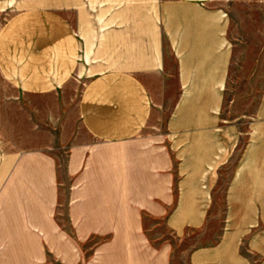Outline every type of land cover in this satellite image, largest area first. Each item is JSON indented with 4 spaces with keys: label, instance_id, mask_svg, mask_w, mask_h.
Wrapping results in <instances>:
<instances>
[{
    "label": "crops",
    "instance_id": "crops-1",
    "mask_svg": "<svg viewBox=\"0 0 264 264\" xmlns=\"http://www.w3.org/2000/svg\"><path fill=\"white\" fill-rule=\"evenodd\" d=\"M249 1L32 0L7 18L0 264H171L160 224L196 237L188 264H264V52L236 57L248 23L230 15Z\"/></svg>",
    "mask_w": 264,
    "mask_h": 264
},
{
    "label": "rangeland",
    "instance_id": "rangeland-1",
    "mask_svg": "<svg viewBox=\"0 0 264 264\" xmlns=\"http://www.w3.org/2000/svg\"><path fill=\"white\" fill-rule=\"evenodd\" d=\"M28 1H32V0H0V27L6 23L7 18L9 19L15 12H17L19 10V8H23L24 6H28L31 5V2L29 3ZM37 2H39L42 5H45L47 3V1L49 0H35ZM249 8H252V12H249L246 14V18L245 17V13H235L232 12L231 15V20L232 23L235 24L234 27H237L236 25H244L246 24L245 21H247L248 25L245 28V32L242 30L240 31V33H237V38L239 39H246V46L239 43L238 46H234V50H235V54L237 58H240L241 55L248 56L249 60H253L257 55H260L258 53H260V48L262 47V50L264 52V44L263 45H256L257 43V39L255 36V30L252 28H256L258 26V24L260 23L261 20V14L260 12H256L255 8V2L253 0L249 1L248 3ZM32 6V5H31ZM243 9V8H242ZM237 10H239L238 6H237ZM263 18V22H264V14L262 15ZM233 27V28H234ZM242 27V28H243ZM232 28V29H233ZM234 30V29H233ZM264 31H261V33ZM261 42V41H259ZM264 55V53H263ZM250 65H248L247 67H249ZM234 71L233 70V76H234ZM238 72V71H237ZM232 95V94H230ZM229 95V96H230ZM72 119V129H73V133H79L82 134L83 131L80 128V122H78V120L74 119V116H71ZM65 192L62 191L61 193V197H60V203L61 206H59V208L57 209V222L58 224L63 228L68 230L69 225L67 224V222L65 221L66 217L63 214V206H64V194ZM153 234H156L158 236V238H152L154 241L152 242L154 247H157L161 241H167V243H169L171 246H173V249L175 251V253L171 256V264H188L185 260V250L188 248L189 244H191L193 241L196 240V237H194V235L190 234L188 235V237H186V239L180 241L179 239H177L176 237H173L168 231L165 230V228L163 227V225H159L157 229H155V231L153 232ZM96 238L95 239H91L88 241V243L84 242L82 243L83 245L81 246L83 249L86 246H91L95 243ZM80 244V243H79ZM81 245V244H80ZM79 245V246H80ZM86 253H84L83 251V255H85Z\"/></svg>",
    "mask_w": 264,
    "mask_h": 264
}]
</instances>
